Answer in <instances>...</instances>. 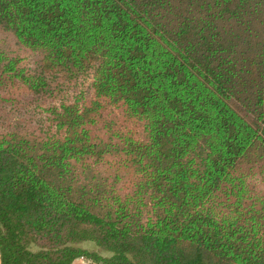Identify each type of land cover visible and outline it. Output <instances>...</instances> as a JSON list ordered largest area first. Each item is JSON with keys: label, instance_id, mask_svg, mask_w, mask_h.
<instances>
[{"label": "trees", "instance_id": "16d2710c", "mask_svg": "<svg viewBox=\"0 0 264 264\" xmlns=\"http://www.w3.org/2000/svg\"><path fill=\"white\" fill-rule=\"evenodd\" d=\"M0 34V264H264V0H0Z\"/></svg>", "mask_w": 264, "mask_h": 264}, {"label": "rangeland", "instance_id": "374dc122", "mask_svg": "<svg viewBox=\"0 0 264 264\" xmlns=\"http://www.w3.org/2000/svg\"><path fill=\"white\" fill-rule=\"evenodd\" d=\"M2 40L6 41L7 44H12V42H13L11 37L0 34V41H2ZM84 245L92 246L91 243L84 244Z\"/></svg>", "mask_w": 264, "mask_h": 264}, {"label": "crops", "instance_id": "0c3cea01", "mask_svg": "<svg viewBox=\"0 0 264 264\" xmlns=\"http://www.w3.org/2000/svg\"><path fill=\"white\" fill-rule=\"evenodd\" d=\"M74 264H88L86 260L84 259H78L74 262Z\"/></svg>", "mask_w": 264, "mask_h": 264}, {"label": "built area", "instance_id": "2783aa9c", "mask_svg": "<svg viewBox=\"0 0 264 264\" xmlns=\"http://www.w3.org/2000/svg\"><path fill=\"white\" fill-rule=\"evenodd\" d=\"M87 263H88V264H92V263H90L89 261H87Z\"/></svg>", "mask_w": 264, "mask_h": 264}]
</instances>
